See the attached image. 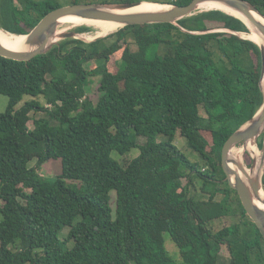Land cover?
Here are the masks:
<instances>
[{"label": "trees", "instance_id": "16d2710c", "mask_svg": "<svg viewBox=\"0 0 264 264\" xmlns=\"http://www.w3.org/2000/svg\"><path fill=\"white\" fill-rule=\"evenodd\" d=\"M245 1L264 15V0ZM63 6L0 0V29L27 35ZM232 32L249 29L213 10L177 24L127 26L91 43L65 39L26 62L0 56V94L9 98L0 113V264H264V238L222 166L226 141L264 101L260 47ZM123 47L113 73L111 57ZM95 77L96 101L86 90ZM179 133L206 169L178 148ZM137 149L126 166L113 157ZM50 160L62 162L54 179L41 174ZM196 181L207 200L191 192ZM230 215L241 220L212 228Z\"/></svg>", "mask_w": 264, "mask_h": 264}, {"label": "water", "instance_id": "95a60500", "mask_svg": "<svg viewBox=\"0 0 264 264\" xmlns=\"http://www.w3.org/2000/svg\"><path fill=\"white\" fill-rule=\"evenodd\" d=\"M143 2L161 4L158 2L138 1L118 4L82 3L60 7L48 13L29 34L17 35L25 37L22 49L16 50L8 48L0 43V56L26 62L39 55L47 54L62 40L80 39L85 41L83 38L79 37V33L76 31L62 32L58 35V29L59 26H61L60 20L66 16H76L87 20L112 21L121 24L122 28L149 24H177L178 21L195 15L200 11L201 4L206 2H217L246 17L256 27L258 37L263 39V43L259 44L257 41L241 36L240 34L242 33L232 32L233 34L240 35L243 39L253 41L260 47L262 55L260 87L264 97V89L262 86V81L264 79V24L255 18L253 12L263 17L264 15L254 4L245 0H192V2L187 5L161 4L168 8L155 11L140 10L123 13H116L113 11L116 9L130 11L131 9L141 7ZM214 10H220L229 14L222 9ZM231 15L242 20L239 16L234 14ZM244 23L247 25L246 22ZM247 27L250 30L248 25ZM102 38L103 36H98L89 42H95ZM261 135L264 136V101L262 107L254 117L242 125L226 141L222 149V166L226 174V181L231 188L238 192L246 213L264 238V209L255 203V199L264 203V198L260 196L261 191L264 190V176L261 175L264 173V142L262 144L260 160L252 156L253 161L250 167H246L243 162L237 161L231 157L232 149L238 144L243 143L246 148L248 143H251L252 140L257 139ZM246 152L251 151L246 149ZM232 164L235 168H232Z\"/></svg>", "mask_w": 264, "mask_h": 264}, {"label": "rangeland", "instance_id": "374dc122", "mask_svg": "<svg viewBox=\"0 0 264 264\" xmlns=\"http://www.w3.org/2000/svg\"><path fill=\"white\" fill-rule=\"evenodd\" d=\"M57 1L60 2L64 6H69V5H73V1L74 0H57ZM144 1L160 2V1H163V0H144ZM208 11H213V10H203V8H201L200 11H198L197 13L208 12ZM81 26H87V25L73 26V25H70V24H66V25L59 26V29L61 31H64V32H70V31H76V29L78 27H81ZM88 27L92 28L91 32L79 33V37L83 38L86 42H89V41L95 39L96 37H98V35H97L98 30L95 27H93V26H88ZM120 30L121 29H119L118 31H120ZM118 31L110 33V34H108L106 36H103V39L104 38H108L109 36L117 33ZM214 31L224 32V31H228V30H226L224 28H221V27H215ZM243 34L244 33H242L240 35L244 36ZM89 36H91L93 39H90L91 37H89ZM125 49H126V47H123L117 54H115V55H113L111 57V61L109 63V66H110L109 68H110L111 72H113V73L117 72V61L120 59V57L124 53ZM86 67L90 69V68L94 67V65H92L90 63V64H86ZM99 81H100V78H97V77L93 78V83L89 87H87V89H86L87 90V96H89L94 101L98 100V98H99V92H98ZM30 99H31L30 96H25L23 101L20 102L17 105L16 109L19 110L24 105V103L29 101ZM8 105H9V98L7 96H5V95L0 94V113H5L7 108H8ZM40 117H43L42 113L33 114V118H40ZM29 128L30 129L34 128L33 121L29 122ZM139 141H140V143H144L145 142V140L142 139V138H140ZM263 142H264V136L261 135L257 139H254V140L251 141V146L246 147V149H250L251 152H252V153L251 152H246L245 153L246 160L244 161V165L246 167H250L251 166L252 161H253V157L257 158V160L259 158V160H260L261 149H262ZM175 144L189 158V160L191 162L199 163V164L202 165V167H204V169H206V166L203 165L204 162L202 161V159L199 157V155L195 151H193L188 146L186 139L184 137H182L180 135V133L176 136ZM242 147H244V144L240 143L234 148H236V149L238 148L239 149V148H242ZM233 149H232V151H233ZM246 149H244V151ZM138 154H139V150L137 149V150H133V152H131L128 156L121 157L117 153H114L113 157L118 159L123 166H126L127 163L129 161H131L132 159H134L135 157H137ZM35 164H36V160L31 162L30 165L34 166ZM61 173H62V162L60 160H50V161L45 162L43 164V167H42V170H41V174L43 176L49 178V179H54V178L58 177ZM261 175L264 176V173H262ZM201 186H202V181H196L195 189L191 188V192L195 193V196H196L197 199L207 200L208 199V195H206V194H204V193H202L200 191L201 190ZM223 187H224V185H223ZM263 188H264V183H263ZM111 195L113 196L112 204L114 206L116 193L112 192ZM221 198H222V195H218L216 197V200L219 201V200H221ZM234 198H235V196H234ZM2 204L3 203L0 201V206H2ZM0 219H2L1 216H0ZM240 220H241V217L239 215H230V216L215 220L212 223V228L215 231H217V230L222 229L224 227H227V226H230L232 224H235V223L239 222ZM67 233H68V229L65 230L63 236H66ZM70 246H72V244H70ZM166 247H167V250L169 251V253L173 257H175L177 260H180L179 248L173 242V240L171 239V237L169 235H166ZM222 252H223L222 253L223 255L228 257V251H227L226 247L223 248Z\"/></svg>", "mask_w": 264, "mask_h": 264}, {"label": "bare ground", "instance_id": "6f19581e", "mask_svg": "<svg viewBox=\"0 0 264 264\" xmlns=\"http://www.w3.org/2000/svg\"><path fill=\"white\" fill-rule=\"evenodd\" d=\"M168 8L167 6H163L161 4H154V3H148V2H143L142 6L139 8H134L131 9L130 11H121V10H113L116 13H123V12H134V11H155V10H160V9H166ZM203 8V10H214V9H222L226 12L229 13V15L234 14L236 16H239L244 22L247 23L249 26L250 30L249 33H244V37L252 39L254 41H257L259 44L263 43V39L258 37V34L256 33V27L244 16L239 14L238 12H235L234 10L228 8L227 6L217 3V2H206L200 5V9ZM253 15L255 18L262 22L264 24V17L256 12H253ZM233 16V15H232ZM235 17V16H234ZM70 24L73 26H78V25H87V26H93L95 27L98 32V36H106L110 33L116 32L119 29L122 28L121 24H118L116 22L112 21H98V20H87V19H82L80 17L76 16H66L63 17L60 20V25H66ZM64 31H61L60 29L58 30V35L61 34ZM91 37V36H89ZM95 37V36H94ZM25 37L22 36H17L15 34H11L9 32L4 31L3 29H0V43L3 44L4 46L16 50L22 49V44L24 41ZM90 39H93L92 37ZM24 49V48H23ZM262 86L264 89V79L262 81ZM251 146V143H248L247 147ZM245 147L242 148H234L233 151L231 152V157L234 158L237 161L243 162L245 161V153L246 150ZM251 151L250 149H248ZM252 153V152H251ZM232 168H235V166L232 164ZM261 198H264V190L261 191L260 193ZM256 205L264 209V203L255 199Z\"/></svg>", "mask_w": 264, "mask_h": 264}]
</instances>
